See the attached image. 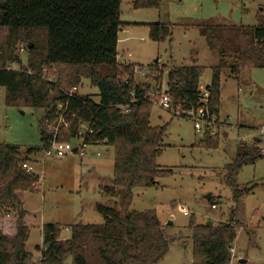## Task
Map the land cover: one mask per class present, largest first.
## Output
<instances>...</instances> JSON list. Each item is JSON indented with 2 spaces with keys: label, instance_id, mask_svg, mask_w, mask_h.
Instances as JSON below:
<instances>
[{
  "label": "trees",
  "instance_id": "16d2710c",
  "mask_svg": "<svg viewBox=\"0 0 264 264\" xmlns=\"http://www.w3.org/2000/svg\"><path fill=\"white\" fill-rule=\"evenodd\" d=\"M122 2L0 0V86L6 88V102L45 111L40 123L41 146L0 144V264H67L68 259L71 264H157L170 249L172 238L157 211L132 208L135 188L158 186L161 177L173 175L174 170L158 163L168 125H152L154 105L147 97L158 87L137 81L135 68L118 59L120 31L132 24L121 19ZM132 7L161 9L162 0H133ZM149 27V36L156 42L173 34L166 23H149ZM201 32L221 57L207 86V107L210 114L217 115L222 106L223 70L229 67L232 75H239L244 68H264V24H205ZM19 41L28 45L31 57L27 68L14 69L8 63L20 62L14 56ZM52 66L60 68L57 80L46 76ZM163 70H156V81L163 77ZM205 71L206 66L200 64L171 66L167 76L175 105L203 106L201 77ZM83 78L99 88V102L91 94H71L74 87L82 86ZM68 102L70 126L62 130L60 138L73 139L81 124L89 123L95 134L87 141L115 149L113 185L105 187L106 194L115 197L120 188L125 192L121 209L97 203L104 222L75 223L69 238H62L63 225L45 224L43 243L37 246L41 257L35 261L26 244L36 216L25 208L22 193L38 191L40 176L23 164L35 161L48 147L46 120H55L56 106ZM121 105H129V110L123 111ZM204 146L216 149L219 141L209 135ZM262 156V151L242 142L235 160L226 165L224 182L234 200L229 219L209 224L191 217L193 264H231L238 236L235 213L240 200L254 188L243 189L238 176L244 166L255 164Z\"/></svg>",
  "mask_w": 264,
  "mask_h": 264
},
{
  "label": "rangeland",
  "instance_id": "374dc122",
  "mask_svg": "<svg viewBox=\"0 0 264 264\" xmlns=\"http://www.w3.org/2000/svg\"><path fill=\"white\" fill-rule=\"evenodd\" d=\"M132 2H122L121 19L132 24L128 31H121V36L128 38L120 42L119 59L135 68L137 81L149 82L153 88L167 87V74L174 65H205L201 85L206 88L211 83L213 67L219 65L221 57L209 47L201 25L264 24V0H162L161 9H134ZM156 22L170 25L172 36L163 42L152 40L149 23ZM29 49L25 42L19 41L14 56L20 62H9L8 66L27 68ZM161 69L163 77L156 81L153 75H159L156 70ZM59 74L60 68L56 66L46 70V76L52 80H57ZM221 83V111L213 115L212 125H206L201 132L196 130L192 118L153 103L152 125H168L158 163L162 168H172L174 174L161 177L158 186L135 188L132 208L155 209L172 238L168 253L157 264L194 263L191 217L198 223L231 217L234 200L224 175L226 165L235 160L242 142L256 147L263 156L255 164L244 166L238 176L243 189L254 188L240 200L235 213L238 236L233 245L237 254L234 264H241L242 258L248 259L245 264H264V68H244L239 75H232L227 67ZM77 91L100 100L99 88L92 85L91 79L83 78ZM6 93V88L0 86V144L41 146L44 109L9 105ZM209 135L218 139V148L204 146ZM98 151L100 156L96 154ZM114 159V147L97 145L88 148V155L82 160L78 156L55 158L41 153L31 162L33 171L40 176L39 190L24 191L22 200L25 208L36 216V226L31 228L26 244L35 261L41 257L37 246L43 243L45 224L63 225L65 239L70 237L75 223L104 222L97 203L121 209L125 189L120 188L115 197L104 190L113 185ZM182 205L190 210L189 215ZM11 213L14 216V211ZM170 221L173 223L169 224ZM67 264H71V259Z\"/></svg>",
  "mask_w": 264,
  "mask_h": 264
},
{
  "label": "built area",
  "instance_id": "2783aa9c",
  "mask_svg": "<svg viewBox=\"0 0 264 264\" xmlns=\"http://www.w3.org/2000/svg\"><path fill=\"white\" fill-rule=\"evenodd\" d=\"M22 50H24V47H22ZM119 57L121 56L118 55V59ZM142 73L143 75L146 74L144 68ZM77 90L78 87H74L71 94ZM201 90V102L204 104L199 107L192 106L191 108H184L181 104L175 105L173 96L169 92V85H167L166 88L160 86L158 89L149 91L147 93V97L153 103H156L167 110L174 111L184 117L192 118L194 120L196 130L201 132L206 125H212V119L214 118L213 114H210L207 107L210 93L207 90V87L205 88L202 85ZM68 104L69 102L67 104L59 103L56 106V119L53 121L50 119L46 120L48 130L50 131V139L48 147L43 150V154H45V156L55 158L78 156L82 160L88 155V148L100 145V142L87 141L88 137H92V135L95 134V130L89 126V123H82L78 135L73 139L67 141L60 138L62 130H67L70 126V122L66 116ZM119 107H121L123 111H128L130 106L121 105ZM96 154L99 156L101 155L99 151L96 152ZM23 166L30 172H33L34 170L31 162H25ZM213 206L216 207V204H213ZM181 207L186 215L190 214V210L185 205H182ZM236 257V248L233 247L231 250V264H234Z\"/></svg>",
  "mask_w": 264,
  "mask_h": 264
},
{
  "label": "crops",
  "instance_id": "0c3cea01",
  "mask_svg": "<svg viewBox=\"0 0 264 264\" xmlns=\"http://www.w3.org/2000/svg\"><path fill=\"white\" fill-rule=\"evenodd\" d=\"M122 30H126V31H128V26H127L126 28H123ZM122 30H121V31H122ZM121 31H120V34H119V45H118V46H119V55H120V42H121V40H122V41H126L127 38H128V37L123 38V37L121 36ZM120 56H121V55H120ZM119 58H120V57H119Z\"/></svg>",
  "mask_w": 264,
  "mask_h": 264
},
{
  "label": "water",
  "instance_id": "95a60500",
  "mask_svg": "<svg viewBox=\"0 0 264 264\" xmlns=\"http://www.w3.org/2000/svg\"><path fill=\"white\" fill-rule=\"evenodd\" d=\"M157 182H158V180H157ZM208 198L210 199V198H211V195H208ZM212 222H213L212 220H209L207 223L210 224V223H212ZM170 223H173V221H170L169 224H170ZM247 261H248V259H246V258H242V259H240L239 262H240L241 264H245V263H247Z\"/></svg>",
  "mask_w": 264,
  "mask_h": 264
}]
</instances>
